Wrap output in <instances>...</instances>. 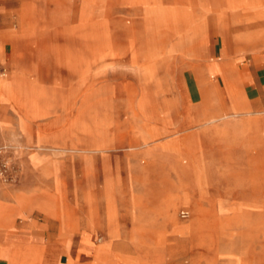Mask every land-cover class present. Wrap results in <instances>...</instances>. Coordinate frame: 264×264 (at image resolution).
<instances>
[{"label": "rangeland", "instance_id": "rangeland-1", "mask_svg": "<svg viewBox=\"0 0 264 264\" xmlns=\"http://www.w3.org/2000/svg\"><path fill=\"white\" fill-rule=\"evenodd\" d=\"M235 14L264 29V0H0V264H264V155L220 127L243 109L207 142L156 125Z\"/></svg>", "mask_w": 264, "mask_h": 264}, {"label": "crops", "instance_id": "crops-1", "mask_svg": "<svg viewBox=\"0 0 264 264\" xmlns=\"http://www.w3.org/2000/svg\"><path fill=\"white\" fill-rule=\"evenodd\" d=\"M236 19L235 14L231 24L219 25V28L213 29L212 36H208L207 32L203 35L201 41L204 42H208L209 37L214 35L219 37L222 47L218 57L211 59L210 51L207 52L206 49L191 58H180V72L189 73L191 79L174 82L162 89L157 106L164 112L167 106L173 107V113L169 111L163 114L166 118L157 121L156 125L164 130H173L169 135H181L183 142L199 136L207 142V137H212L213 130H206L207 125L201 129L198 127L199 123L206 117L211 120L209 123L225 121L233 117L239 107L243 110L238 113L244 115L240 122H225L221 123L220 127L229 130L236 127L241 132L244 125L252 123L254 131L253 135L249 136L256 139L257 148L264 155V29L246 33L241 29L244 23H236ZM233 28L238 29L237 33L231 32ZM223 114L226 117L218 119ZM246 114H252L253 119L248 120ZM157 117L159 119V115ZM181 130L185 133L177 134ZM237 148L245 150L239 146ZM212 149L229 151V148L221 145L209 144L206 153H210ZM193 152L194 150L191 153ZM108 181L112 182L115 188L114 198L118 189L117 175H108L105 182L106 201ZM132 221L136 220L132 218ZM106 222L110 230L109 220ZM92 261L93 259L90 262Z\"/></svg>", "mask_w": 264, "mask_h": 264}, {"label": "built area", "instance_id": "built-area-1", "mask_svg": "<svg viewBox=\"0 0 264 264\" xmlns=\"http://www.w3.org/2000/svg\"><path fill=\"white\" fill-rule=\"evenodd\" d=\"M3 71H2V69H1V67H0V73H2Z\"/></svg>", "mask_w": 264, "mask_h": 264}]
</instances>
